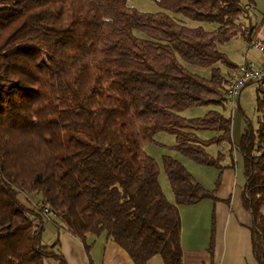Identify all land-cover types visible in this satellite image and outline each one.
Listing matches in <instances>:
<instances>
[{
  "label": "trees",
  "instance_id": "1",
  "mask_svg": "<svg viewBox=\"0 0 264 264\" xmlns=\"http://www.w3.org/2000/svg\"><path fill=\"white\" fill-rule=\"evenodd\" d=\"M155 1L160 10L148 12L127 0H0V264H66L35 224L45 208L87 255L88 236L104 234L134 264L155 256L183 264L178 206L216 199L235 148L251 248L264 264V79L255 82L257 126L246 120L236 145L223 112L180 114L193 106L225 108L238 64L220 45L256 36L258 26L243 20L254 0ZM176 13L216 26H188ZM181 61L210 66L209 76ZM159 132L175 138L166 147L218 170L213 188L163 154L173 200L167 198L159 164L145 149L164 145L155 139ZM22 193L40 198L22 203Z\"/></svg>",
  "mask_w": 264,
  "mask_h": 264
},
{
  "label": "crops",
  "instance_id": "2",
  "mask_svg": "<svg viewBox=\"0 0 264 264\" xmlns=\"http://www.w3.org/2000/svg\"><path fill=\"white\" fill-rule=\"evenodd\" d=\"M244 41L249 47L247 40ZM237 45L239 53L240 44ZM259 57L260 55L257 57L244 55L242 62L237 64L247 60H258ZM233 75H236V71ZM239 100L240 96L238 102ZM231 137L233 144L236 145L234 134L231 133ZM225 163L228 166L222 170L216 199H203L191 205V213L186 219L180 214L183 264H257L251 248L252 218L242 203L245 185L243 160L236 148L232 159L228 158ZM205 172L206 174L208 172L210 187L200 182L211 189L214 187L218 170L212 168ZM23 195V193L18 195L19 200L26 203V197ZM43 217V222L35 221V224L42 227L43 241L49 244L56 241L59 253L66 264H134L128 254L104 234L88 236L87 241L91 248L87 255L83 243L62 228L53 215L43 214ZM156 258L157 256L153 257L148 264H163L161 258ZM50 264H57L56 260L53 259Z\"/></svg>",
  "mask_w": 264,
  "mask_h": 264
},
{
  "label": "rangeland",
  "instance_id": "3",
  "mask_svg": "<svg viewBox=\"0 0 264 264\" xmlns=\"http://www.w3.org/2000/svg\"><path fill=\"white\" fill-rule=\"evenodd\" d=\"M127 3L131 6H134L136 9L140 11H148V12H153L160 10V8L157 6L155 0H127ZM248 16L243 18V20L246 23L251 22L252 24H255L258 26L256 34L259 38L264 39V0H254V5L249 8L248 10ZM174 15L179 21L182 23L188 25V26H204L206 28H214L216 25L214 24H208L206 22H200L196 21L190 18H187L181 14H172ZM135 33L139 36H143V34L139 31H135ZM249 42V41H247ZM238 44H240V49L241 50L238 53V50L236 49L238 47ZM220 49L223 50L228 54L230 59L234 61L235 63L242 62L245 56H254L257 57L259 55V52L253 48L252 46L247 47L246 43L243 38L241 37H235L229 42L220 45ZM181 63L186 66L191 72L207 77L209 76L211 67L210 66H193L186 64L181 61ZM242 64V63H241ZM215 66L220 67L223 71L226 69L222 64H216ZM257 86L258 83H250L243 87L240 92V100H239V106H235L232 108V104L230 101H226L224 103V107L222 105H216V104H208V105H202V106H193L184 109L183 111L180 112L181 115L186 116V117H193V116H202L204 115L207 111L211 109H216L221 112H223L225 115L230 116L232 120V129L231 133L232 135L234 134V140L236 143L239 142L241 135L244 131L245 123L246 120H248L252 127L255 129L257 126V120H258V113L254 109V102L255 98L257 96ZM264 96V93L260 94ZM155 139L164 144L159 145L155 143L148 144L145 149L147 152H149L155 159L157 160L159 167H160V173H159V183L165 192L167 198L169 200H172V194L169 188V184L166 178V175L163 171L162 164H161V156L163 154H168L171 155L177 159H179L185 167L193 173L199 181H201L206 187H210L211 181H209V175L208 172L206 174V170L210 171L209 167L206 166H201L196 164L195 162L181 156L178 154L176 151L173 149L166 147L169 145H173L175 143V138L173 135L165 133V132H159L155 135ZM209 151L211 153H215L216 147L215 146H210ZM22 195V194H21ZM24 196V195H23ZM25 197H28L29 199L33 201H37L40 198V195L38 194H33V193H28L25 195ZM191 205H179V211L180 214L184 219L188 218V214L190 215V210ZM160 258L157 256L156 259ZM50 262H53V258H48L47 259V264Z\"/></svg>",
  "mask_w": 264,
  "mask_h": 264
},
{
  "label": "built area",
  "instance_id": "4",
  "mask_svg": "<svg viewBox=\"0 0 264 264\" xmlns=\"http://www.w3.org/2000/svg\"><path fill=\"white\" fill-rule=\"evenodd\" d=\"M245 34L247 35L248 31H245ZM248 44L259 52L260 57L258 60H247L238 65L236 76L229 83L226 92L227 100L234 107L243 87L249 83L260 82L264 79V39L255 36L249 40ZM44 213L51 215L48 208L44 209Z\"/></svg>",
  "mask_w": 264,
  "mask_h": 264
}]
</instances>
